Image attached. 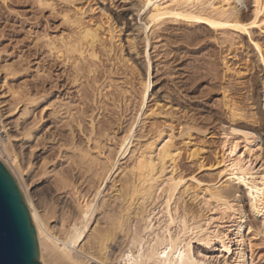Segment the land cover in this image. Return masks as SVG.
<instances>
[{"label": "bare ground", "instance_id": "1", "mask_svg": "<svg viewBox=\"0 0 264 264\" xmlns=\"http://www.w3.org/2000/svg\"><path fill=\"white\" fill-rule=\"evenodd\" d=\"M88 1L32 0L38 12L49 10L48 17L42 15L34 21L39 41H43L44 58L53 60L49 69L53 74L58 72L56 80L64 84L56 81L49 91L46 87L26 90L22 97L21 91L18 94L9 88L17 102L5 110L7 117L15 114L23 121L34 116L33 126L39 125L46 111L69 119L62 121L72 140L59 147L71 153L66 162L75 173L76 187L71 188L75 189L78 212H70L63 234L55 233L49 218L34 204L30 185L23 183L25 172L19 180L36 227L40 261L264 264L254 257L247 236L258 218L264 226V41L254 37L255 29L264 35V0H122L118 12L102 6L107 22L93 19L96 10ZM55 20L61 22L57 27L50 22ZM184 24L218 33L220 40L230 44L243 36L250 42L248 58L254 63L251 70H246L250 110L224 94L229 120L225 122L230 124L223 134L224 152L218 161L224 181L185 175L187 171L180 165L184 154L198 164V171L209 169L204 161L205 148L192 141L193 133H202V129L197 116L171 97L162 96L161 105L159 91L154 88L157 81H152V72L159 66L156 59L170 55H163L157 45L171 43L167 42L170 38L179 39ZM124 36L130 48L127 53ZM138 37L143 61L131 53L132 47L136 50ZM41 62L35 63L38 73ZM225 66L228 74L244 78L242 70L233 69L228 62ZM5 69L10 75L14 72L12 67ZM61 89H73L74 97L70 94L71 98L51 101ZM131 115L130 126L124 127ZM24 130L25 139L30 138L31 127ZM253 160L263 162L260 169L250 167ZM61 180L67 185L70 178ZM85 185L87 191L82 190ZM109 185L112 192L105 195ZM98 213L102 219L97 223ZM115 243L117 253L112 250Z\"/></svg>", "mask_w": 264, "mask_h": 264}, {"label": "rangeland", "instance_id": "2", "mask_svg": "<svg viewBox=\"0 0 264 264\" xmlns=\"http://www.w3.org/2000/svg\"><path fill=\"white\" fill-rule=\"evenodd\" d=\"M30 1L31 2L28 3V0H0V95H4V98L0 99V154L2 158L0 159L10 169L18 184L21 179L20 177H22L25 172L26 175L22 178L23 183L24 185H30L29 193L33 196L32 199H34V204H36V207H39L38 209L42 215L49 218V225L54 228L55 233L60 235L63 234L67 228L63 226V224L65 222L68 225V222L66 221L70 216V212H78L75 211V209L77 210V204L74 202V187H76V184L73 177L75 176V173L71 170V164L66 162L71 153L70 151H67V148L63 147V149H60L59 147H62V145L65 144V141L66 144H69L72 140L69 129L64 126L66 124L62 121H67L65 118L66 116H61L63 118L62 119L60 116L54 117L51 114V111H46L43 115L45 118L39 122V125L37 124V126H33L34 116L22 121L18 120L20 117L19 115L13 114L12 116L7 117L9 113L5 111L10 109V107L12 108L15 104L16 100L12 98L13 92L21 91L20 94H22V97L25 95L26 90L29 92L30 89V92H32V90L35 91L46 87L49 91L53 89L48 88H53V84L56 85L60 81H58V79L56 80L58 72L57 74H55L56 72L53 74L51 69H49L52 64L51 61H53L51 60L52 58H44L46 57V55L44 56L46 53L44 51L45 49L42 47L43 41L41 40L42 43L39 41L40 32L37 31V26L35 25L37 21H34L36 18H40V16L48 17L49 10H45L44 13H40L38 12L36 6L34 7L36 9L33 8L32 0ZM102 1L103 0L88 1V4L93 5L96 10L93 15V19H95L96 22L106 19V14L102 13V8L104 6L106 8L109 6L108 10L116 12L117 10L119 11L118 8L124 4L122 0H113V2L111 0ZM110 2L112 3L109 5ZM28 19H30V21ZM105 21L107 22V20ZM105 21L102 22L105 23ZM50 22L54 25V27L55 25L57 27L61 23L58 20ZM254 31V37L262 39L261 42H263L264 35H261L256 29ZM28 34L30 35L28 36ZM180 34L181 35L178 37L179 39H168L167 42L172 41L171 43H161L159 46L157 45V50L159 47L162 54L164 53L169 55L170 53V55L169 57L166 56L164 58L160 57L156 59V63L159 66L157 67V70H153L152 72L153 76H155H152V81H157L154 88L155 91H159L158 96H160L159 99L162 101L161 105L164 104V101L161 98L162 96L171 97V99L179 102L178 104L181 103V108L183 105V108L185 107L192 111L190 114L194 113V115L197 116V123L202 129V133H193L192 141L195 145L201 147L203 146L205 148L204 161L209 169H206L204 172L201 170L198 171V164L188 160L184 154L183 157H181L180 165L182 168L184 167V172L187 171L185 175L194 174L199 178L205 177L207 179L224 181L225 179H223V176L219 173L222 170V166L218 165V161L222 160L220 157L224 152L222 148L224 145L223 143L226 140L223 134L224 131L227 130L226 128L230 126V124L225 122L229 120L227 116H225L224 94L227 92V94L231 95L235 102H237L240 106L247 108V111L250 110V103L247 100L249 97V83H247V77L249 69L251 70L254 66L253 61H251L253 59L248 58L251 56L249 55L251 54V49H249L250 42H248V38H244L243 36L241 38L238 37L234 44H230L228 41L224 42L220 40L221 36L218 33L213 34L212 32L206 30V28L202 29L186 24H184V26H180ZM122 38L124 39L123 44H125L126 48L125 53H127L130 48L128 43L125 42L126 36ZM137 40H140V37L136 39L137 46H134L136 50L132 47L131 49L133 51L131 50V53L135 59L137 58V60L143 61V56L139 54L143 45H141V41ZM173 40L174 42H179V45L175 46ZM34 43H38V45H34ZM37 50L38 52L41 50V52H39L40 54ZM175 53L177 54V58L174 57ZM40 58L43 62H41L42 60ZM37 62H41V68L43 66L42 69L39 68L41 73H38L39 70H36L38 66H35V63ZM226 62H228V65L233 67V69L238 71L242 70L244 78L240 79L235 73L228 74L226 72ZM45 63L48 69L46 68ZM7 67L14 68V72L11 73V75L6 71L5 68ZM44 68L45 70H43ZM47 72L50 74L52 73V75H49ZM53 76L55 77L54 79H52ZM6 78L7 83L4 82ZM45 78L48 81H46ZM42 79L43 81H41ZM38 80L40 82H38ZM42 83H44V85L46 84V86ZM59 83L64 84L63 82ZM35 85L38 86L35 87ZM9 88H11L13 92ZM34 88L36 89L34 90ZM67 91L69 95L66 94ZM65 92L61 89V91L56 92V94L54 93L52 97L54 95L56 96L51 101L59 100L58 102H60L62 98H66L67 96L70 97V94L74 97L73 89L66 90ZM4 104L6 106L2 107ZM180 116L181 115L179 114V117ZM131 117L132 115L127 118L128 122L124 127L128 128L130 126L131 121L129 120H131ZM67 122H69V119ZM223 122L226 124L222 126L221 123ZM26 126L28 128L31 127L32 130V134L30 133L31 137H27V139H25L23 134ZM203 132H206L205 135ZM68 152L70 154H68ZM13 158L14 160H12ZM262 163L260 160H253L250 167L254 170H258L261 168L260 165L262 166ZM66 177L68 179L70 178V180H68L70 185H68V182L67 185H64L63 180H61ZM58 184H60V186ZM86 185L82 188V190H88L89 187ZM71 186L74 187L71 188ZM109 188L111 189V185H109L105 195L112 192V190L109 191ZM95 218L98 223L100 222V219H102V216L98 213ZM97 223L94 225L96 226ZM89 234H92V231ZM247 236H249V240L252 242L254 257L257 258V260H262V262H264V226L261 218L256 220V227L254 226L251 230L247 231ZM118 248V244H112L113 252L117 253Z\"/></svg>", "mask_w": 264, "mask_h": 264}, {"label": "water", "instance_id": "3", "mask_svg": "<svg viewBox=\"0 0 264 264\" xmlns=\"http://www.w3.org/2000/svg\"><path fill=\"white\" fill-rule=\"evenodd\" d=\"M0 264H43L25 196L0 159Z\"/></svg>", "mask_w": 264, "mask_h": 264}]
</instances>
